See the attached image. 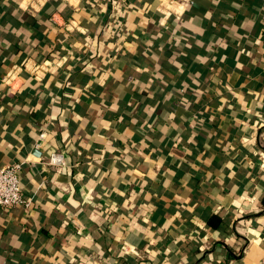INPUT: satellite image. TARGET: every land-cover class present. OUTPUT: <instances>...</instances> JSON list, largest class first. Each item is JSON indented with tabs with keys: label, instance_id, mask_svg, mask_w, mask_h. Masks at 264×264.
I'll return each instance as SVG.
<instances>
[{
	"label": "crops",
	"instance_id": "1",
	"mask_svg": "<svg viewBox=\"0 0 264 264\" xmlns=\"http://www.w3.org/2000/svg\"><path fill=\"white\" fill-rule=\"evenodd\" d=\"M30 5L0 0V166L33 201L0 264H257L264 0Z\"/></svg>",
	"mask_w": 264,
	"mask_h": 264
},
{
	"label": "built area",
	"instance_id": "2",
	"mask_svg": "<svg viewBox=\"0 0 264 264\" xmlns=\"http://www.w3.org/2000/svg\"><path fill=\"white\" fill-rule=\"evenodd\" d=\"M50 0H31L30 9L43 6ZM11 77L5 79L6 83H10ZM43 138V135H40ZM24 162H16L4 166H0V207L14 208L23 207L28 210L32 207L33 201L27 198L21 187V173L24 167ZM47 164L55 167L64 165L63 156L61 154H52L47 160ZM264 264V257L257 263Z\"/></svg>",
	"mask_w": 264,
	"mask_h": 264
}]
</instances>
